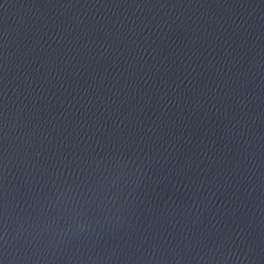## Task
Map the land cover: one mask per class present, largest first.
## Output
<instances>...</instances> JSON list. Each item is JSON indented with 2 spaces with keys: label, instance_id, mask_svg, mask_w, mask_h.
<instances>
[{
  "label": "water",
  "instance_id": "obj_1",
  "mask_svg": "<svg viewBox=\"0 0 264 264\" xmlns=\"http://www.w3.org/2000/svg\"><path fill=\"white\" fill-rule=\"evenodd\" d=\"M0 264H264V0H0Z\"/></svg>",
  "mask_w": 264,
  "mask_h": 264
},
{
  "label": "clouds",
  "instance_id": "obj_2",
  "mask_svg": "<svg viewBox=\"0 0 264 264\" xmlns=\"http://www.w3.org/2000/svg\"><path fill=\"white\" fill-rule=\"evenodd\" d=\"M85 221L81 218V214L78 213L76 216H72L68 221L65 222L63 226L64 233L71 234L74 231H84Z\"/></svg>",
  "mask_w": 264,
  "mask_h": 264
}]
</instances>
